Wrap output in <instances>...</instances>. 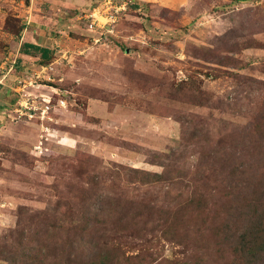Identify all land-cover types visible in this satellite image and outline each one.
<instances>
[{"label": "rangeland", "instance_id": "rangeland-1", "mask_svg": "<svg viewBox=\"0 0 264 264\" xmlns=\"http://www.w3.org/2000/svg\"><path fill=\"white\" fill-rule=\"evenodd\" d=\"M88 221L122 264H264V0H0V264Z\"/></svg>", "mask_w": 264, "mask_h": 264}, {"label": "trees", "instance_id": "trees-1", "mask_svg": "<svg viewBox=\"0 0 264 264\" xmlns=\"http://www.w3.org/2000/svg\"><path fill=\"white\" fill-rule=\"evenodd\" d=\"M23 49L25 53H39L41 54V58H46L49 52L48 47H42L40 45H36L30 42H25L23 45ZM40 58V59H41ZM147 175H151L150 173H147ZM255 215V213H254ZM21 222V221H20ZM20 222L18 221V226L20 224ZM65 225L67 224H53L52 226H50L48 229L54 228L55 230V234L53 238H49L47 240H49L48 242V250L51 252L50 258L52 260H58L60 258H63L64 256H67L68 258V264H76L79 260V264H122L124 262H129L132 260H137L142 258L143 256L145 257H152L151 254L152 253H145L144 255H141L139 253L133 254V255H124L122 252H120V246H118L116 243L118 242L117 240L114 241L112 239H96L94 234H95V230L92 228L95 225V222H90L88 221V223L85 226H73V225H69L66 226V229L68 228L69 230L73 231L72 237L71 238H67L66 240L62 241V237H55L60 236V233L58 232V229L63 230L65 227ZM166 231L171 229V226H164ZM79 228V229H78ZM19 229V227H18ZM94 231V234H92V232ZM88 235L87 238L85 239L84 236ZM88 244L89 248H88V252L84 253V254H73V256H71L70 254L72 253H76L74 250L79 249L81 247L82 244ZM115 243V244H114ZM69 246L71 248H69L70 250L73 249V252H69V253H65V246ZM101 247H107V251L103 252L101 249ZM113 250H118L117 255L113 256ZM257 252H250V256L252 259V263H258L259 261H262V259L258 258ZM27 256V261L30 262L28 264H32V263H41V255L38 253H30V254H26ZM6 261H8V264L10 263V259L9 257H7V259H5ZM169 264H185L182 260H174V261H168ZM150 264V263H149ZM154 264V263H151ZM157 264H163L162 261L160 263Z\"/></svg>", "mask_w": 264, "mask_h": 264}, {"label": "crops", "instance_id": "crops-1", "mask_svg": "<svg viewBox=\"0 0 264 264\" xmlns=\"http://www.w3.org/2000/svg\"><path fill=\"white\" fill-rule=\"evenodd\" d=\"M88 1H91V0H77V2H88ZM27 37V39L25 40V38ZM23 40L24 42H30V43H33V44H36V45H40L42 47H47V44L46 43H43V39L42 38H35V35L34 33H27V31L24 32V37H23ZM24 43H19V47L21 45H23ZM18 57L19 58H22L24 60V64L25 62H27L26 60H30V59H34V64L39 66V67H42L44 68L45 66L41 63H39L38 60H40L41 58V54L39 53H25V52H19L18 54Z\"/></svg>", "mask_w": 264, "mask_h": 264}, {"label": "built area", "instance_id": "built-area-1", "mask_svg": "<svg viewBox=\"0 0 264 264\" xmlns=\"http://www.w3.org/2000/svg\"><path fill=\"white\" fill-rule=\"evenodd\" d=\"M98 14H99V9L97 7L94 8V10L89 14V18L92 20L91 22L92 26L96 24L97 20L100 21ZM115 21H116V16L112 15L111 17H107L103 27L108 26L111 28V26L115 23ZM97 24L101 25L100 23H97Z\"/></svg>", "mask_w": 264, "mask_h": 264}]
</instances>
